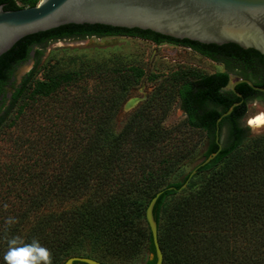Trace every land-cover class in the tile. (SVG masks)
<instances>
[{
  "label": "trees",
  "instance_id": "obj_1",
  "mask_svg": "<svg viewBox=\"0 0 264 264\" xmlns=\"http://www.w3.org/2000/svg\"><path fill=\"white\" fill-rule=\"evenodd\" d=\"M39 1L0 0V6L12 11ZM121 35L194 49L224 62L225 70L207 74L178 65L165 75H151L153 80L161 76L164 93L153 92L116 133L117 110L127 90L144 76L142 68L56 71L60 61L55 60L38 69L40 78L34 76L39 50L50 41ZM33 48L34 66L16 85L11 78ZM236 49L235 44L204 45L139 29L69 24L25 36L3 53L0 128L15 107L17 116H24L30 105L86 84L90 75L98 79L93 93L79 85L78 97L68 102L72 112L45 113L36 125L38 140L30 152L26 149L30 163L13 167L30 191L24 198L18 193L19 206L11 216L0 211V264L14 237L25 244L38 241L49 254L48 264H63L71 256L134 264L145 252L151 257L143 264H155L146 207L157 191L180 188L189 173L176 183L169 178L201 148L203 158L218 149L215 121L240 100L226 89ZM249 51L257 56L250 77L264 88V55ZM235 91L244 101L219 122L218 155L197 170L185 189L164 191L154 205L162 264H264V133L254 135L241 124L246 101L263 94L246 84ZM174 99L184 118L167 125Z\"/></svg>",
  "mask_w": 264,
  "mask_h": 264
},
{
  "label": "rangeland",
  "instance_id": "obj_2",
  "mask_svg": "<svg viewBox=\"0 0 264 264\" xmlns=\"http://www.w3.org/2000/svg\"><path fill=\"white\" fill-rule=\"evenodd\" d=\"M39 51L41 54L39 64L35 69L34 76L36 78L41 77V71L38 69L55 60L60 61L55 68L56 71L80 70L85 69V67H98L99 70H106V72L117 67L124 70L140 67L145 71L144 76L127 90L117 110L112 125V130L115 133L121 129L131 113L141 106L153 92L158 91L161 95L164 93L167 85L161 86L159 84L161 76L153 80L151 75H165L178 65L190 66L207 74L224 71L221 64L207 60L188 48L166 43L156 46L149 41L127 36L50 41ZM33 64V61L30 60L17 67L12 81L16 83V80L24 72L34 66ZM228 73L230 83L226 89H229L230 85L238 78L244 76L243 73L233 70H229ZM97 79V76L90 75L85 82L86 84L71 85L56 95L54 99H42L36 104L30 105L25 110L24 116H17V107L10 111L4 125L0 128V211L4 210L11 216L16 210L15 206H19L18 193L20 194L19 197L24 198V192L30 191V187L20 183L17 176L12 173V169L15 166L23 168L24 163H30V149L32 144L38 140L37 123L45 119L46 112H72L68 102L78 97L79 85H83L88 93H93ZM7 91L9 95V87H7ZM61 109L63 110L61 111ZM258 114L264 115V95L246 104V113L241 120V124L247 126L254 135L264 133V125L258 128L248 125L249 118ZM183 118L184 115L179 103L174 99L165 124L171 125ZM224 134L225 130H223L222 135ZM201 149L172 174L169 183L179 182L190 173L203 158ZM148 257L151 256L145 252L134 264H143Z\"/></svg>",
  "mask_w": 264,
  "mask_h": 264
},
{
  "label": "water",
  "instance_id": "obj_3",
  "mask_svg": "<svg viewBox=\"0 0 264 264\" xmlns=\"http://www.w3.org/2000/svg\"><path fill=\"white\" fill-rule=\"evenodd\" d=\"M99 24L113 28L139 29L178 40L204 45L235 44L264 54V0H40L33 7L5 11L0 6V56L21 38L64 25ZM264 93V88L250 80L238 79V84ZM241 101L233 102L215 121V142L218 149L202 158L190 171L180 188L166 187L150 199L145 218L155 251V264H162L157 224L153 209L164 191H181L200 167L212 161L221 150L219 122L231 114ZM106 264L89 257L71 256L63 264Z\"/></svg>",
  "mask_w": 264,
  "mask_h": 264
},
{
  "label": "clouds",
  "instance_id": "obj_4",
  "mask_svg": "<svg viewBox=\"0 0 264 264\" xmlns=\"http://www.w3.org/2000/svg\"><path fill=\"white\" fill-rule=\"evenodd\" d=\"M49 254L38 241L22 243L18 238L8 241V249L3 255L4 264H48Z\"/></svg>",
  "mask_w": 264,
  "mask_h": 264
},
{
  "label": "flooded vegetation",
  "instance_id": "obj_5",
  "mask_svg": "<svg viewBox=\"0 0 264 264\" xmlns=\"http://www.w3.org/2000/svg\"><path fill=\"white\" fill-rule=\"evenodd\" d=\"M121 36H123V35H121ZM107 37H108V36H107ZM110 37H113V36H110ZM127 37H128V36H127ZM85 38H98V39H101V38H105V37L88 36V37H85ZM82 39H84V38H82ZM64 40H66V39H64ZM57 41H59V40H57ZM240 49H241V50H240ZM34 50H35V48H33V50L29 53L30 58H29L28 60H26V62H24L23 64L29 62L30 60H32L33 63H35V62H34V58H35V57H34ZM190 50H191L192 52L198 54L199 56H201V57L207 59V60H210V61H212V62H215L214 60H211V59H209V58H207V57H205V56H203V55L197 53L194 49H191V48H190ZM260 54H261V53H260ZM261 55H264V54H261ZM256 57H257L256 54L250 52L249 49H243V48H240V47H239V49H236V50H235V54H234V56H233V60H234V61H233V64H234V66H233V71L243 73V71L246 70L247 65H248V67H249V69H248V74H247V75L243 74L244 76H241V77L238 78V79H247V80H250L253 84H255V81L252 80L251 77H250V75H252L251 72H253V71L250 70V66H251L252 63H253L251 60H252V59H255ZM215 63L221 64L222 67H223L224 70H225V64H224V62H215ZM23 64H21V65H23ZM33 65H34V64H33ZM18 67H19V66H18ZM32 68H33V67H31L29 70H27L26 72H24V73L20 76V78H18V80H16V85L19 84V83L21 82L22 78H23L24 76H26V75L32 70ZM251 69H252V67H251ZM221 72H223V71H221ZM13 79H14V78H11V80H13ZM238 79H237V80H238ZM242 84H243V83H242ZM238 93H239V92H238ZM239 94H241V93H239ZM262 94L264 95V93H262ZM8 96H9V95H8ZM241 96H242V95H241ZM239 99H240V98H239ZM257 99H259V98H254V99H252V100H257ZM239 101H241V103H242V102L244 101V97L242 96V98H241ZM249 101H251V100L246 101V104H247Z\"/></svg>",
  "mask_w": 264,
  "mask_h": 264
},
{
  "label": "bare ground",
  "instance_id": "obj_6",
  "mask_svg": "<svg viewBox=\"0 0 264 264\" xmlns=\"http://www.w3.org/2000/svg\"><path fill=\"white\" fill-rule=\"evenodd\" d=\"M248 125L251 127H261L264 125V115L263 114H258L255 115L248 120Z\"/></svg>",
  "mask_w": 264,
  "mask_h": 264
},
{
  "label": "built area",
  "instance_id": "obj_7",
  "mask_svg": "<svg viewBox=\"0 0 264 264\" xmlns=\"http://www.w3.org/2000/svg\"><path fill=\"white\" fill-rule=\"evenodd\" d=\"M189 49V48H188Z\"/></svg>",
  "mask_w": 264,
  "mask_h": 264
}]
</instances>
